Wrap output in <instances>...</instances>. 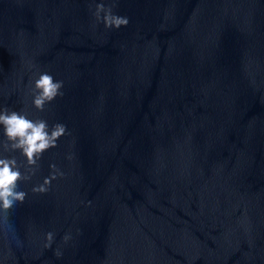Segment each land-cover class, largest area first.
Masks as SVG:
<instances>
[{
  "label": "water",
  "instance_id": "95a60500",
  "mask_svg": "<svg viewBox=\"0 0 264 264\" xmlns=\"http://www.w3.org/2000/svg\"><path fill=\"white\" fill-rule=\"evenodd\" d=\"M94 6L0 0V107L68 133L0 217V264H264V0H117L119 30ZM38 72L64 82L43 111Z\"/></svg>",
  "mask_w": 264,
  "mask_h": 264
},
{
  "label": "clouds",
  "instance_id": "9594fccd",
  "mask_svg": "<svg viewBox=\"0 0 264 264\" xmlns=\"http://www.w3.org/2000/svg\"><path fill=\"white\" fill-rule=\"evenodd\" d=\"M92 16L105 29L119 30L129 23L127 16L113 11L117 0H92ZM64 82L55 79L48 72H38L31 83L32 106L43 111L47 104L63 95ZM68 134L67 126L57 122L49 124L43 118H30L25 112L0 107V217H4L17 204L25 201L27 193L20 188L21 182H28L39 170V161L43 154L57 146L58 140ZM22 158V161L17 158ZM71 159V157H68ZM49 175L32 186L33 193H45L51 182L64 173L55 164L49 165ZM55 234L51 231L44 235V247L50 248ZM67 244L73 239L71 232L62 236ZM60 258L61 248L53 250Z\"/></svg>",
  "mask_w": 264,
  "mask_h": 264
}]
</instances>
